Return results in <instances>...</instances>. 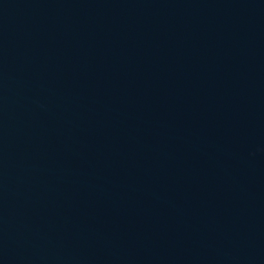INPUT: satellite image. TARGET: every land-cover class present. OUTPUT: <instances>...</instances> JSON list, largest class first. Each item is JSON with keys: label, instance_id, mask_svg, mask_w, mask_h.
Segmentation results:
<instances>
[{"label": "water", "instance_id": "obj_1", "mask_svg": "<svg viewBox=\"0 0 264 264\" xmlns=\"http://www.w3.org/2000/svg\"><path fill=\"white\" fill-rule=\"evenodd\" d=\"M0 264H264V0H0Z\"/></svg>", "mask_w": 264, "mask_h": 264}]
</instances>
